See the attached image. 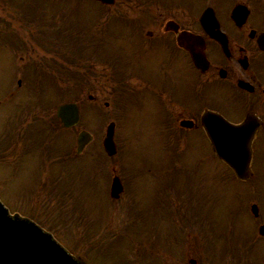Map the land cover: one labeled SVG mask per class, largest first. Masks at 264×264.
Returning a JSON list of instances; mask_svg holds the SVG:
<instances>
[{"label":"rangeland","instance_id":"374dc122","mask_svg":"<svg viewBox=\"0 0 264 264\" xmlns=\"http://www.w3.org/2000/svg\"><path fill=\"white\" fill-rule=\"evenodd\" d=\"M53 1L0 0V199L11 211L38 220L89 264H181L184 254L195 258L196 264H264V241L256 230L264 221L260 161L264 148L255 150L252 159L257 180L254 174L236 181L232 171L211 155L201 131L188 132L183 142L164 144L162 127L151 122L155 100L141 83L133 82L127 96L111 90L115 82L109 64L123 63L118 68L126 65L141 71L152 61L140 50L127 59L129 23L116 14L130 13L124 0L98 11L89 1L58 0L60 7ZM131 5L141 9L140 0ZM41 26L47 29L44 37L52 51L37 43L38 37L43 39ZM7 33H13L9 40L4 38ZM77 53L85 55V61L92 58L80 69L85 81L62 76L54 67V61L64 64V57L76 60ZM52 57L51 77L39 76L36 86H26L32 80L31 63L50 73ZM180 63L184 64L181 58ZM56 73L67 79L63 86ZM175 78L178 88L186 85L189 94V82L180 83L183 75ZM89 93L92 99L87 98ZM65 100L78 102L79 122L68 129L55 127L43 137L44 150L37 149L33 141L41 140L36 134L40 123L32 115L50 120L51 111L54 114ZM199 100L198 107L204 103ZM181 101L183 105L188 100ZM22 112L31 116L19 122ZM110 120L115 121L121 143L117 154L108 157L101 139ZM27 125L25 138L33 139L16 142L21 135L17 133L9 144L5 136L10 137L16 126L22 130ZM82 128L92 140L75 154V137ZM49 147L55 148L52 155ZM55 156L61 160L56 162ZM111 171L128 181L117 200L108 194ZM252 202L258 205L256 217L249 210Z\"/></svg>","mask_w":264,"mask_h":264},{"label":"flooded vegetation","instance_id":"af4514ba","mask_svg":"<svg viewBox=\"0 0 264 264\" xmlns=\"http://www.w3.org/2000/svg\"><path fill=\"white\" fill-rule=\"evenodd\" d=\"M140 1L141 9L133 10V0H126L130 13L121 14L130 24L125 27L130 39L127 59L132 60L136 50L149 53L147 58L152 59L140 73L136 68L130 73L155 100L151 122L159 124L171 139L183 128L181 120L188 121L186 128L202 130L199 120L204 109L217 111L234 123L253 114L259 123L254 143L264 142V1L201 0V8H197L199 0ZM236 4L246 5L248 13H231ZM205 7L212 11L203 26L199 18ZM180 34L186 45H193V35L202 39V46L200 39L197 45L194 41L204 54L200 67L179 43ZM179 74L183 75L180 83L189 82V94L186 85L178 88L175 76ZM198 94L199 102H204L200 107ZM181 97L188 100L183 105ZM183 257L181 264H196L195 258Z\"/></svg>","mask_w":264,"mask_h":264},{"label":"water","instance_id":"95a60500","mask_svg":"<svg viewBox=\"0 0 264 264\" xmlns=\"http://www.w3.org/2000/svg\"><path fill=\"white\" fill-rule=\"evenodd\" d=\"M111 2L112 0H101ZM195 63L199 55L189 49ZM57 115L64 126H70L78 120V107L73 102L62 103L57 108ZM202 123L210 138L214 151L227 162L239 178L251 175L249 170L250 146L252 134L247 125L232 126L220 115L205 112ZM114 123L106 126L102 144L108 154L115 152L113 140ZM91 135L81 130L77 135L76 150L79 152L90 140ZM121 185L116 177L113 178L110 193L117 196ZM250 209L254 215L258 213L257 206L252 204ZM258 232L264 236V223L258 226ZM0 264H87L84 260L73 255L53 235L40 225L18 212H10L0 200Z\"/></svg>","mask_w":264,"mask_h":264}]
</instances>
